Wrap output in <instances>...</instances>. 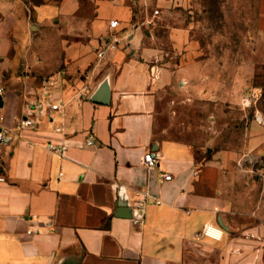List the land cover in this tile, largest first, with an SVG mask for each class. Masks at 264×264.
<instances>
[{
    "label": "crops",
    "instance_id": "1",
    "mask_svg": "<svg viewBox=\"0 0 264 264\" xmlns=\"http://www.w3.org/2000/svg\"><path fill=\"white\" fill-rule=\"evenodd\" d=\"M191 6L0 0V264H264L262 92L208 69ZM257 22L264 57V0Z\"/></svg>",
    "mask_w": 264,
    "mask_h": 264
},
{
    "label": "rangeland",
    "instance_id": "2",
    "mask_svg": "<svg viewBox=\"0 0 264 264\" xmlns=\"http://www.w3.org/2000/svg\"><path fill=\"white\" fill-rule=\"evenodd\" d=\"M189 10L195 37L203 44L205 54L215 59L208 69H216L222 82L232 80L228 83L231 88H238L237 78L246 80L239 89L250 94L251 86L262 92L264 100V57L256 54L259 38L255 35L259 0H192ZM224 112L219 106V122H225ZM228 113L239 116L240 109L232 107ZM204 128L197 127L191 135L206 136Z\"/></svg>",
    "mask_w": 264,
    "mask_h": 264
},
{
    "label": "built area",
    "instance_id": "3",
    "mask_svg": "<svg viewBox=\"0 0 264 264\" xmlns=\"http://www.w3.org/2000/svg\"><path fill=\"white\" fill-rule=\"evenodd\" d=\"M158 13V10L155 11ZM119 21L115 20L114 24H118ZM121 38L119 36H114L111 38V40L106 41L103 46H101L98 51H97V56L99 59H104L107 56L108 51L115 50L118 47V44L120 43ZM4 87L0 86V95L4 92ZM49 107L51 108V111L56 110L61 108V103H52L50 102ZM51 118H53L52 113L49 114ZM36 122L34 119L30 116H27L25 118L20 119V127L25 128V127H34ZM55 130L60 131L61 127L58 126L55 128ZM4 132L0 129V150L2 148V145L4 144V138H5ZM87 144L92 145L94 144V137H89L87 139ZM50 149L53 151H56L58 153H64L65 151V146L61 145H55V144H50L49 145ZM159 163V155L158 154H149L145 158V165L148 170L152 169L154 166H156ZM62 174V173H61ZM162 177L164 180H170L172 178L171 173H164L162 174ZM6 177L0 172V181H5ZM147 202H150V195L148 192H143L139 193V198L135 202V205H133V216L132 220L134 223L138 224L141 223L144 219V206ZM201 235H211L213 237H218L219 236V231L215 229L212 226H208L203 233H199L198 237H201Z\"/></svg>",
    "mask_w": 264,
    "mask_h": 264
}]
</instances>
